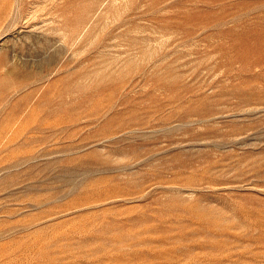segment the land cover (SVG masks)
Listing matches in <instances>:
<instances>
[{
  "label": "rangeland",
  "instance_id": "1",
  "mask_svg": "<svg viewBox=\"0 0 264 264\" xmlns=\"http://www.w3.org/2000/svg\"><path fill=\"white\" fill-rule=\"evenodd\" d=\"M0 264H264V0H0Z\"/></svg>",
  "mask_w": 264,
  "mask_h": 264
},
{
  "label": "bare ground",
  "instance_id": "2",
  "mask_svg": "<svg viewBox=\"0 0 264 264\" xmlns=\"http://www.w3.org/2000/svg\"><path fill=\"white\" fill-rule=\"evenodd\" d=\"M10 111V110H9ZM8 111V112H9ZM10 114V113H9ZM6 118V117H5ZM6 121H8V119H6ZM120 137V136H119ZM102 146V145H101ZM104 147V146H103ZM128 152V151H127ZM131 152V151H130ZM108 156V155H107ZM115 157V156H114ZM108 160H110L109 158H108ZM106 162V161H105ZM9 166V165H8ZM36 169V168H35ZM34 169V170H35ZM29 170V169H28ZM26 171V173H27V170H25ZM30 171V170H29ZM37 171V170H36ZM31 174H34V173H31ZM26 175H30V173L29 174H26ZM26 177V176H25ZM9 178V177H8ZM28 178V177H27ZM66 179V178H65ZM72 184V183H71Z\"/></svg>",
  "mask_w": 264,
  "mask_h": 264
}]
</instances>
